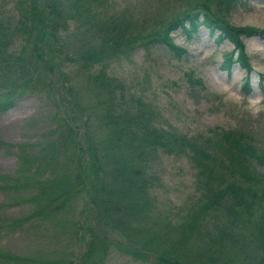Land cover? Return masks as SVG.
I'll return each mask as SVG.
<instances>
[{
    "label": "rangeland",
    "instance_id": "374dc122",
    "mask_svg": "<svg viewBox=\"0 0 264 264\" xmlns=\"http://www.w3.org/2000/svg\"><path fill=\"white\" fill-rule=\"evenodd\" d=\"M18 1L0 0V19L17 20L20 9L34 10L25 19L40 11L38 28L61 36V45L41 42L46 54L29 84L0 110V264H264V230L241 215L227 226L231 237L222 236L223 227L201 209L198 169L188 152L161 149L144 170V189L125 190L121 177L107 192L79 173V148L88 147L83 128L80 143L68 137L70 113L95 138L105 136L109 93L95 76L107 63L127 97L139 95L155 110L158 125L189 133L241 127L264 145V37H244L248 70L238 63L228 69L223 56L234 44L218 30L173 29L181 54L164 41L147 47L142 38L194 3L219 8L218 0ZM235 1L225 15L233 25L264 28V0ZM113 44L120 52L109 60L117 49L93 61L83 57ZM26 45L31 49L27 39ZM190 73L204 84L191 85ZM13 79L0 70V90ZM118 154L128 157L129 150ZM108 155L101 151L102 159ZM106 196L109 204L100 203Z\"/></svg>",
    "mask_w": 264,
    "mask_h": 264
},
{
    "label": "trees",
    "instance_id": "16d2710c",
    "mask_svg": "<svg viewBox=\"0 0 264 264\" xmlns=\"http://www.w3.org/2000/svg\"><path fill=\"white\" fill-rule=\"evenodd\" d=\"M24 1L19 0L17 5L22 6ZM74 1L88 4L91 2V0ZM235 2V0H218L216 4H219V8L213 7L207 1L196 2L182 13L170 18L169 22L159 30L143 35L144 44L148 47L164 41L171 45L176 53L181 54L185 49L173 42L170 32L181 26L189 34L204 25L210 32L218 30L220 38H227L234 44L232 51L224 53V66L230 69L234 63H238L248 70L251 65L245 52L244 37L253 34L264 37V28L233 25L225 15L226 9H230ZM221 5L222 9H220ZM19 11L20 18L17 20L0 19V70L12 72L15 76V79L10 80L7 85V90H0V110L6 109L13 102L18 90L29 84L28 81L33 76L32 69L36 68L39 60L46 54L41 42L45 41L48 45H53L55 39L56 45H61V36L54 34L53 31L48 32L45 26L38 28V22L44 16L40 11L35 10V13L38 12L37 16L29 15L27 19L25 17L34 10ZM50 21L52 22L53 18ZM118 37L121 38L115 36ZM17 38L22 40L19 45L13 46ZM26 39L31 46L29 50ZM123 43L126 42L121 44ZM121 44L116 45L121 46ZM116 45L103 47L97 54L85 51L83 57L93 61L102 57L100 56L103 55L102 52L117 49L113 54L104 57L109 60L120 52ZM106 67L107 63L95 76L97 80L102 79L100 84L104 85L109 93V97L105 100L107 108H105L107 127L105 136L95 138L96 133L92 127L79 124L77 113H70V119L66 117L70 122L68 137L80 143L83 138L81 134L83 128L88 144L86 150L79 148L82 156V169L79 173L84 171L85 175H89L90 184H94L93 179L98 180L102 190L107 192L115 190L108 185L114 184L121 177H126L124 189L136 193V190L140 191L146 186L144 170L152 160V156L159 154L161 149L170 152L172 149L176 152H188L198 169V185L201 187L200 196L203 199L201 209L204 213L212 214L214 227L217 226L218 230L219 227H223L222 230L220 229L222 236L229 234L228 237H231V230L227 226L241 215H245V222L257 226L261 234L264 230V145L260 144L256 134L241 127H216L207 132L189 133L162 124L158 125L154 121L155 110L146 101H142L139 95L129 93L127 97L123 81L109 74ZM189 81L193 86L204 84L201 78L194 77L192 73L189 75ZM249 82L247 80L246 84L249 85ZM246 90L249 92L250 87H246ZM128 100L137 104L130 105L131 102ZM121 149L129 150V156L121 157L118 154ZM104 150L110 155L102 159L101 151ZM79 173H77L78 177H80ZM108 173H111L109 177ZM99 202L107 205L109 198L106 196ZM258 209L261 211L256 218L254 212Z\"/></svg>",
    "mask_w": 264,
    "mask_h": 264
}]
</instances>
